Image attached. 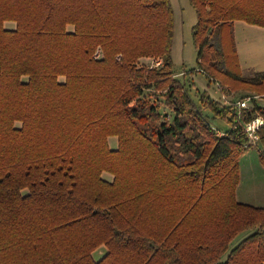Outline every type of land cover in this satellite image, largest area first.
<instances>
[{
	"label": "trees",
	"instance_id": "1",
	"mask_svg": "<svg viewBox=\"0 0 264 264\" xmlns=\"http://www.w3.org/2000/svg\"><path fill=\"white\" fill-rule=\"evenodd\" d=\"M187 2L199 72L264 93L233 32L264 0ZM173 20L170 0H0V264H264V206L236 200L252 147L264 172V126L242 127L264 105L194 101Z\"/></svg>",
	"mask_w": 264,
	"mask_h": 264
},
{
	"label": "rangeland",
	"instance_id": "2",
	"mask_svg": "<svg viewBox=\"0 0 264 264\" xmlns=\"http://www.w3.org/2000/svg\"><path fill=\"white\" fill-rule=\"evenodd\" d=\"M173 10V23H174V38L171 52V59L173 63L174 77L180 82L184 83V87L188 94L194 101H197L196 97L202 93H205L209 99L218 102L221 105H228L232 100H238L241 97L253 98L260 105H264V93L253 92L244 89L239 84L232 85L226 81H220L215 79V82L209 83L201 72L197 69V51L193 45L191 38V27L195 24V14L192 8L189 6L187 0H170ZM236 26V25H235ZM7 29L13 27L11 23L5 24ZM233 28V32H234ZM239 36L237 40L240 44L245 43L247 46L250 43V36L255 39V35L247 32L246 37H240V31H236ZM144 64H150V60H142ZM152 62V61H151ZM153 64H151L152 66ZM155 67V66H154ZM256 72L253 69L243 68L242 76L244 79L251 78ZM232 85V87L230 86ZM222 90L224 92L222 93ZM246 98V99H247ZM163 98L157 100V105L161 112H167L164 105L161 104ZM210 119L211 126L215 129L218 135L224 133L228 126L219 120L211 119V114L206 112ZM109 145H116V139L110 138ZM260 146L252 147L246 153H244L239 159V174L240 181L236 188V200L239 203L254 206H264V172L259 163ZM105 180H110V176L103 175ZM235 239L236 243L240 238ZM103 248L98 249L94 254V258L102 254Z\"/></svg>",
	"mask_w": 264,
	"mask_h": 264
},
{
	"label": "crops",
	"instance_id": "3",
	"mask_svg": "<svg viewBox=\"0 0 264 264\" xmlns=\"http://www.w3.org/2000/svg\"><path fill=\"white\" fill-rule=\"evenodd\" d=\"M234 28L235 47L241 71L243 72V68L249 66L250 69H253L256 73L264 72V27L236 22L234 23ZM238 30L240 31V37H246L249 31L251 34L255 35V39L250 36V43L248 46L245 43L240 44L237 40L239 34L236 31ZM115 147L116 145L111 146V148Z\"/></svg>",
	"mask_w": 264,
	"mask_h": 264
},
{
	"label": "built area",
	"instance_id": "4",
	"mask_svg": "<svg viewBox=\"0 0 264 264\" xmlns=\"http://www.w3.org/2000/svg\"><path fill=\"white\" fill-rule=\"evenodd\" d=\"M100 53L99 51L96 52L94 58H99ZM153 65L155 67L160 65V61L154 62ZM249 106V99H244L242 101H239L235 104V107L237 110L247 109ZM264 126V121L260 117H254L250 121L243 124V132L246 136L248 143L255 144L257 142V132L258 130Z\"/></svg>",
	"mask_w": 264,
	"mask_h": 264
}]
</instances>
